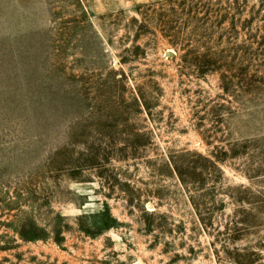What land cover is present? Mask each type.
I'll return each mask as SVG.
<instances>
[{"label":"rangeland","instance_id":"rangeland-1","mask_svg":"<svg viewBox=\"0 0 264 264\" xmlns=\"http://www.w3.org/2000/svg\"><path fill=\"white\" fill-rule=\"evenodd\" d=\"M187 1L0 0V264H264V10Z\"/></svg>","mask_w":264,"mask_h":264},{"label":"trees","instance_id":"trees-1","mask_svg":"<svg viewBox=\"0 0 264 264\" xmlns=\"http://www.w3.org/2000/svg\"><path fill=\"white\" fill-rule=\"evenodd\" d=\"M194 1H197V3L195 7H192V12L195 14H202L204 18L201 20H198V18H192V20H198L199 22L204 23L203 25L205 26L215 25L219 28H223L225 24L230 23V29L235 34L239 29L248 32L252 31V26L255 23V20L261 16V12L264 10V0H257L261 6L259 10H256L255 8V11L248 15L249 19H243V16L248 12V9H250V0H217L216 2H213V0L207 2H205L206 0H188L184 3V7L189 8L188 4ZM213 19L216 21H213ZM255 40V36L251 34L249 43H252ZM237 49L238 51H245L244 53L247 57L264 56V50L261 51V54L256 55L252 53L249 46H238ZM105 217L106 228H114V225L110 223L114 221H112L110 217L108 207L105 212ZM39 239L40 237L32 234L23 236V240L26 242H35Z\"/></svg>","mask_w":264,"mask_h":264}]
</instances>
